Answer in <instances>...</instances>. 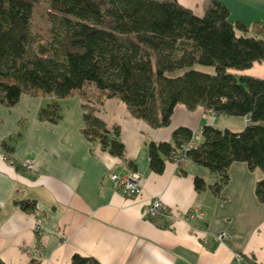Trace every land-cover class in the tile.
I'll use <instances>...</instances> for the list:
<instances>
[{"label": "crops", "instance_id": "obj_1", "mask_svg": "<svg viewBox=\"0 0 264 264\" xmlns=\"http://www.w3.org/2000/svg\"><path fill=\"white\" fill-rule=\"evenodd\" d=\"M202 17L206 0H176ZM226 4L229 20L264 26V0H218ZM242 74L264 77V63H254ZM96 117L107 127L117 126L124 145L119 158L83 135L84 91L74 90L58 100L60 119L39 118L41 108L54 100L43 93L24 94L12 107L0 104V261L3 264H69L74 254L93 257L100 264H264V205L257 201L259 169L234 162L229 182L219 196L208 189L197 193L193 178L207 185L217 176L190 160L166 162L162 173L149 169L147 145L170 142L175 129L188 128L192 142L203 127L214 125L239 132L245 127L233 117L215 116L197 107H174L170 123L151 127L131 116L119 99L96 102L88 88ZM238 118V117H237ZM35 161L36 173L20 164ZM128 162L142 179L138 196L128 198L113 190L109 173L127 175ZM160 197L171 217L159 215L157 224L144 212ZM35 203L23 212L16 201ZM198 209L201 220L192 217ZM164 220V221H163ZM167 221V226H162ZM225 232L222 242L214 235ZM41 248L37 257L29 255Z\"/></svg>", "mask_w": 264, "mask_h": 264}, {"label": "trees", "instance_id": "obj_2", "mask_svg": "<svg viewBox=\"0 0 264 264\" xmlns=\"http://www.w3.org/2000/svg\"><path fill=\"white\" fill-rule=\"evenodd\" d=\"M39 9L51 22L48 38L33 29ZM202 12L196 16L176 0H0V104L12 107L24 94L43 93L54 100L39 118L55 122L58 100L84 91L91 104L83 135L119 158L125 152L120 130L96 117L88 88L97 92L96 102L119 99L152 128L168 125L178 104L247 118L239 132L205 126L197 143L188 128L175 129L170 142H150L149 169L162 173L166 162L190 160L217 176L211 185L195 176L194 190L219 196L232 163L244 162L263 174L254 190L264 205V77L241 73L264 63V26L231 22L218 0L204 1ZM15 205L23 212L35 208L30 200ZM69 264L100 263L74 254Z\"/></svg>", "mask_w": 264, "mask_h": 264}, {"label": "built area", "instance_id": "obj_3", "mask_svg": "<svg viewBox=\"0 0 264 264\" xmlns=\"http://www.w3.org/2000/svg\"><path fill=\"white\" fill-rule=\"evenodd\" d=\"M245 124L248 123V119L244 118ZM189 147V145L187 146ZM177 163H180L183 161V158H176ZM20 167L24 170L25 173L33 174L37 171L36 162L24 160L20 164ZM109 178L111 181V185L114 191L121 193L124 196H127L128 198H134L138 196V194L141 192L142 189V179L139 173L136 171H130L127 175H120L114 172L109 173ZM145 217H148L149 219H155L159 215L165 216V217H171V211L166 208L165 205L162 204V201L160 197H156L150 201V203L147 205L145 212ZM202 215L198 209L193 210L192 217L197 218L201 220ZM224 237H227L225 232H220L218 234L214 235L215 239H218L219 241L223 240ZM34 258L38 256V252L35 253L32 251L30 253Z\"/></svg>", "mask_w": 264, "mask_h": 264}, {"label": "rangeland", "instance_id": "obj_4", "mask_svg": "<svg viewBox=\"0 0 264 264\" xmlns=\"http://www.w3.org/2000/svg\"><path fill=\"white\" fill-rule=\"evenodd\" d=\"M34 23V26H33V29H34V32H39V33H42L44 35L45 38H48L50 33H48V29L49 27L51 26V22L48 21L47 19V16L45 14V11H43V9H39V11H37V15L35 16V19L33 21ZM199 68L200 70L202 71H207V72H212L213 70L209 67H206V68H203V67H197ZM233 118H236L239 120V122L241 121V118H237V117H233ZM176 162V163H175ZM174 164L175 165H180V163H177V160L174 161ZM24 171V170H23ZM25 173V172H24ZM36 173V172H35ZM26 174H30V173H26ZM203 217V215H202ZM197 219V218H195ZM218 234V233H217ZM227 238V237H224V239ZM223 239V240H224ZM216 241L218 242H222L223 240L219 241L218 239H215ZM34 251L35 253L38 252V256L39 254L41 253V248L39 246H35L33 247L28 253L30 255V253ZM32 256V255H31Z\"/></svg>", "mask_w": 264, "mask_h": 264}]
</instances>
